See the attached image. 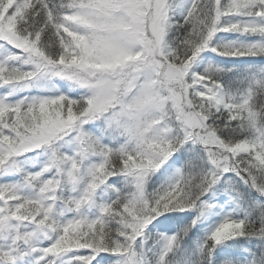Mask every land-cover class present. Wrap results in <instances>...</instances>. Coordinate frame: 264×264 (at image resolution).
<instances>
[{"label": "snow or ice", "instance_id": "obj_1", "mask_svg": "<svg viewBox=\"0 0 264 264\" xmlns=\"http://www.w3.org/2000/svg\"><path fill=\"white\" fill-rule=\"evenodd\" d=\"M0 264H264V0H0Z\"/></svg>", "mask_w": 264, "mask_h": 264}]
</instances>
